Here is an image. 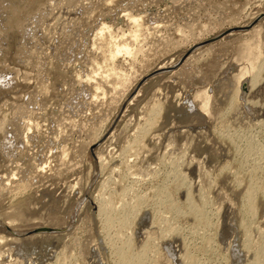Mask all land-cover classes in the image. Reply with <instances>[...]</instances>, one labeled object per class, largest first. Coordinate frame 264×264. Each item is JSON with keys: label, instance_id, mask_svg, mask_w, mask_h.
<instances>
[{"label": "rangeland", "instance_id": "374dc122", "mask_svg": "<svg viewBox=\"0 0 264 264\" xmlns=\"http://www.w3.org/2000/svg\"><path fill=\"white\" fill-rule=\"evenodd\" d=\"M0 264H264V0H0Z\"/></svg>", "mask_w": 264, "mask_h": 264}, {"label": "bare ground", "instance_id": "6f19581e", "mask_svg": "<svg viewBox=\"0 0 264 264\" xmlns=\"http://www.w3.org/2000/svg\"><path fill=\"white\" fill-rule=\"evenodd\" d=\"M130 19V24L133 26V27H131L132 29L136 26V29L135 30H131V36L129 35V36H127V37H131L130 39H128L127 37H126V35H124V33H122L121 34V36H119L118 34H114L113 32H111V30H110V28L109 27H106V26H104L103 28H101V29H99V31H98V33L96 34V38H95V41H94V43L96 44V42H97V45L99 46V47H109V50H108V56H109V58L110 59H115V58H117V57H119L120 55H122V54H126V55H132L133 53H134V51L135 50H137V48L135 49V50H133L134 48H135V46H134V48H133V45H132V47H131V44H130V42H132L131 40H133V42H134V44H135V42H137L138 40H139V37H140V34H142V31H143V23H142V21H141V19H139L138 17H130V16H128ZM143 26V27H142ZM130 28V29H131ZM141 29H142V31H141ZM150 30V29H149ZM147 31V30H146ZM149 32V31H148ZM151 32V31H150ZM143 35V34H142ZM141 38V37H140ZM128 40H130V42L128 41ZM107 46H106V45ZM105 45V46H104ZM254 48V47H253ZM252 48H249V51L250 52H252V50H251ZM138 51V50H137ZM248 51V50H247ZM136 52V51H135ZM260 52V51H259ZM259 52H257V53H254L255 55H257L256 57L259 59L260 58V54L261 53H259ZM125 55V56H126ZM250 55V54H249ZM248 55V56H249ZM251 55H253V54H251ZM247 56V57H248ZM254 57V56H253ZM249 58V57H248ZM254 59V58H253ZM258 59H256V60H258ZM254 61H255V59H254ZM115 69V68H114ZM262 69V68H261ZM113 70V69H112ZM112 73V72H111ZM115 73V72H114ZM113 74V73H112ZM250 74V70H248L247 71V74H245L244 76H243V78H244V80H245V77L247 76V75H249ZM116 75V74H115ZM117 76V75H116ZM118 77V76H117ZM256 78H258V76H256ZM121 79V78H120ZM247 79V78H246ZM248 79H250V78H248ZM243 80V81H244ZM252 80V79H251ZM92 82V81H91ZM94 82V81H93ZM243 83V82H242ZM241 83H239V85H240ZM243 85V90H244V86H246L247 87V83H243L242 84ZM117 86V85H116ZM99 89H101L100 87H95V90H96V92H98L99 91ZM115 89H117V88H115ZM239 90H240V88H239ZM116 91V90H115ZM119 92V91H118ZM105 94H106V92H105ZM114 95H115V93H114ZM98 96V95H97ZM104 96V95H103ZM115 97V96H114ZM93 98H95V95H94V97ZM98 99V98H97ZM95 102V101H94ZM99 108V107H98ZM31 129V128H30ZM29 129V130H30ZM66 153V152H65ZM20 234V233H19Z\"/></svg>", "mask_w": 264, "mask_h": 264}, {"label": "water", "instance_id": "95a60500", "mask_svg": "<svg viewBox=\"0 0 264 264\" xmlns=\"http://www.w3.org/2000/svg\"><path fill=\"white\" fill-rule=\"evenodd\" d=\"M244 90H248L246 86H244ZM57 232L56 230L48 229V228H40L34 231V234H50V233H55Z\"/></svg>", "mask_w": 264, "mask_h": 264}]
</instances>
